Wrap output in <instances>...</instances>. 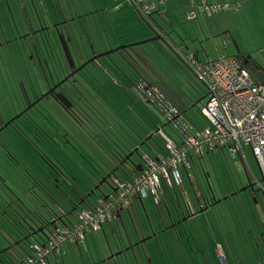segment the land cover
Segmentation results:
<instances>
[{
    "label": "rangeland",
    "instance_id": "obj_1",
    "mask_svg": "<svg viewBox=\"0 0 264 264\" xmlns=\"http://www.w3.org/2000/svg\"><path fill=\"white\" fill-rule=\"evenodd\" d=\"M34 1L36 7L39 9V11L42 12V14L39 12V16H44L45 18L44 22L59 20L58 17L61 14V4L66 10H69L70 8H72L73 12L75 10L72 3L70 4L62 1L60 4L58 0H55L56 3H49L50 0H44V6H42V10L38 5L41 0ZM85 1L86 0H83L80 3L81 9ZM233 1H238L241 3L238 10L235 11L234 9H232V7L228 11H221L209 16H202L197 11L196 17L188 19L184 18V13L181 17H172L173 14L171 15V13H166L169 18L167 21H165V27L168 30L166 38L172 40V45L175 47L176 52L182 54L181 56H183L184 54L187 55L191 50H193V48H199L201 42L203 51H201V49L198 50L199 56L202 57V59H216L222 54L233 56L241 53L243 55L249 56L256 66L264 69V0H219V2L227 3H231ZM91 5V8L94 9V5L92 2ZM97 7L99 9V7H101V4H99ZM126 8L127 7H125V9ZM132 9L135 10L133 6ZM80 12H84L83 23H87L88 19L93 17V14H91L92 12L89 8L85 7ZM177 12L182 13L183 11L180 10ZM113 14L115 13L111 12L112 17ZM31 18H33V16ZM36 20L38 21V19ZM11 23L13 24L12 18ZM39 25H41V21H39L38 25L36 24L37 27ZM3 27L6 28V25H3ZM76 29L78 30V32H76V36L78 37L79 35L81 36V38H84V40L82 41V39L80 38L79 42L70 44L71 47L69 49L72 52V56L75 60L77 59L76 56L78 52L83 54V59L86 58V61H83V63H87L89 62L88 60L93 57L91 56L93 52L95 54H99L98 52H106L109 51V49H113L119 46L118 42L114 43V41H111L112 45L107 50L104 49L105 47L100 48L102 50H97V46H94L93 50L92 45L86 39V36H90V34L87 35L84 32L83 25L79 24ZM111 30L115 32H113L115 35L117 34V31H115V29L113 28V24H111ZM132 32L133 31L131 30H127L124 33L123 38L125 39V41H130L126 44L146 40L152 37L158 38V36H161L160 33H156L153 28H151V30H148L143 27L140 32ZM141 32L143 34H140ZM5 33L7 34L8 32L5 31ZM151 33L153 34L151 35ZM148 34L151 36H148L147 38ZM178 34L181 35V37ZM190 34L199 36L200 38H191L189 37ZM21 43V39L18 40V43H14L17 51L19 50L18 47H20L21 49ZM183 44L187 46L185 50H183ZM5 49L8 51L7 44H5ZM2 51L3 48L0 49V53ZM176 52L173 53L178 60L177 64H179V69L172 66L171 71L174 72L173 76L177 75L180 78L178 72H180V74L182 75L181 80L184 81L183 85H185V93L187 94V96H189V100H185V103L188 104V113L194 119L196 117L197 124L200 125V127H203L205 126V123L202 120L203 116L200 113V109L206 104L208 100L207 97H204V94L206 92L205 86L195 77L194 73L191 72L190 69L188 70L186 62ZM24 56L25 58H23L22 61H1L0 59V118L3 121H6L7 124L11 123L5 129L0 131V144H3L5 142V145L9 147L16 156V158L12 160L10 158H6L2 152L3 150L0 148V154L4 156V159L6 158L4 162L6 163L5 169L9 172L10 170H13L14 172L12 176L6 170H2L1 168L3 165H0V173H4L3 175H5L7 179V184L5 185L6 187L3 188L6 191L11 192L10 194H15L17 192L20 193L23 197V191L26 189L23 186L20 177L24 178V182H30L31 179L27 174H30L31 170H36L33 169L35 166L42 167V171L47 172V176L48 174L52 175V177L57 180L56 176H58V173L55 169L52 168L50 163L42 155L48 157L51 161H53V163L59 169L67 167V169L69 170L68 175L72 176V178L74 179L73 175L76 176V174L80 173L78 167L75 166H80V163H83L82 158L79 155L80 152L78 148H80V151H85V145H83L82 142L79 141V136H81V138L86 137L85 129L76 127L75 123H73V121L70 119L71 116L74 120L72 113L66 112L65 109L61 108L60 106L58 107L52 99H42L43 94L48 95V93H50V89L53 86H56L57 83L53 84L56 81H51V85H53L51 88H49V90H47V84L44 80L45 77L43 76L41 70H39L36 64H33L32 61H27L26 54ZM59 57H61V61H65V57L63 56L62 52ZM103 57L105 58V56L99 57L100 60H102ZM56 63L58 71L61 70V68L65 67L63 65H60L59 62ZM157 63V61L153 62V65L157 66ZM89 64L90 63H88L87 65ZM99 64H101V62H99ZM77 65L80 66V63ZM101 65L105 66L104 64ZM53 67L54 66H52L50 70L45 67L47 78L49 77L48 72H55V69ZM89 67L94 72V76L97 77L100 82L102 81L101 84L95 83L96 86L99 87V89L97 90V95H99L100 97H98L97 100H94L91 103H89V101L87 102L89 97L82 96L80 102H77L75 98L72 97L75 102V106L77 107L76 109L83 112L84 117H94L95 125H97V123H100L102 125L106 123L107 120L110 122L111 120H113V118L115 117L114 112H116L114 110L115 106L119 110L116 116H121V118L125 117L128 119V125L125 122L124 124L116 125V128L120 130L118 132L119 136H116V131L113 135L114 137H117V140L119 142H121V139L124 138L125 141L130 139L129 141H131L132 143L134 136L137 137L134 132L140 131L142 133L144 129L153 133L155 131L154 124L144 115V113L135 104L130 105V103L126 102V99H121L118 94H121L122 96V92L119 89L113 87L107 88L108 85L111 86V82L109 80L105 79L104 77L102 79L99 78V76L104 75L102 73L106 71H100L98 64L96 66L89 65ZM161 69L162 68L160 66L157 67L158 71H160ZM166 70H168V68L164 69V71ZM21 84H23V86H25L26 89L29 90V95L30 97H32V99H30L32 102L30 103L31 105L25 106V102L20 98L21 96L19 90L22 88ZM111 89L114 93L113 98L111 97ZM34 91H36V94L38 93L36 96L32 93ZM38 95L42 96L37 97ZM192 104H194L193 107H191ZM91 106L95 111H92V109L90 108ZM104 108L109 110V114H101ZM193 108L196 109L198 115H194ZM88 111L92 114H87ZM157 114L156 116H153L155 120L156 118H158L157 116H159V114ZM133 117L135 118V120H132ZM74 122L76 121L74 120ZM158 133L159 132H155L153 134V138L149 140L150 143L143 145V147L138 149V153L132 155V160L134 162H141L143 160V157L146 155L155 157L156 154L161 151V148L165 149L164 145L167 141V137H164L163 135L161 136L160 133L158 135ZM64 136L66 137V140ZM66 141H71L73 144H66ZM94 143L95 145L93 147L91 146V152H94V150L97 151V149L99 150V147H103L102 144H100L96 140L94 141ZM244 149V159L249 162V168L253 170V173L257 172V175H260L258 166L250 148L248 146H245ZM0 161L3 162L1 158ZM84 166L87 165L84 163ZM26 169L28 171H26ZM180 170L183 177V185L186 186L185 194L183 195H186L189 200H192L193 202L195 201L197 204L199 197L198 193L203 192L205 194H208V192H211L212 190V192L214 191L220 200L222 197L229 195V193L231 194L236 188L237 191L238 189L244 187L246 184L244 185L243 183H246L248 178L247 173L241 166L239 156L232 158L229 155L227 149H214L213 154L209 152V155L201 158V162L198 158L194 157V161L190 169L185 170L184 168H181ZM208 171L210 172L209 174H207ZM188 175L192 176L191 180L188 178ZM60 177L61 179H63L62 176ZM128 177L129 179H131L130 175ZM108 180L111 185L115 183L111 177H109ZM191 181L193 185L191 184ZM254 182H256L255 179ZM173 185H175V188L173 190H170L169 192L166 191L165 193L160 194V197L162 199L166 196L171 215L172 217H175L177 210L172 205V199H174V194L178 193V197L182 200L183 195L181 194L179 187L176 184ZM101 189L97 190V192L91 196L92 200H95L100 195L99 193L105 192L107 194L112 191V188H110L108 184L101 187ZM251 192L252 191L250 189L241 191L239 196H241L242 202L238 199V196H228L226 199H222L218 203L213 204L212 210L213 212H215L217 219H219L220 212L222 215L223 210H225V208L223 207L226 204L231 205L235 202L248 203L249 201L250 205L253 207L252 210L258 215L257 218L259 219L260 225L264 229V217H261V213H259V211L262 210V213L264 214V198L262 195L263 192L254 191V194H252ZM143 202L145 205L144 209L139 203H137V201L131 206H128L129 212L126 208L121 209V220L119 218L117 219L119 225L118 237L115 236V238H113L112 235H110V229L107 223H105L106 225L104 224L105 226L103 225L106 230L105 233L102 232L101 228L97 229L102 238V247L103 251L105 252L104 255H107L108 257L110 256L109 254L115 255L129 248L128 238L130 237L134 244L138 240L139 245H134V248H129L128 250L117 255L118 260H115V258H111V264L123 263L124 260H122L121 257H125V254H129V256L131 257V260H129L128 264H146L145 260L148 261L146 257H135V255L131 252L132 250L137 251L138 249H144V251L147 252V255L150 258H153V261L152 263L150 262V264H187V262L191 264L194 254H191V259L188 258V255H190L191 244L190 240L187 241V225H183L180 230L177 227L168 228L166 235H164L165 237H163L160 242L159 234H162V232L160 231L159 233H157L156 230L160 227V222H162V219L159 218L161 214L150 190L147 192L146 196H143ZM34 206L35 205L33 204V207ZM147 215L149 216L150 221L152 223H155L156 225L153 226V230L155 233L153 235L150 228V223L146 218ZM58 224L61 225V222H58ZM106 235L110 241L112 251L109 249V246L106 243ZM126 235L128 237H126ZM204 236L205 232L203 233V235H199L197 239H203ZM205 237L207 238V236ZM122 240L125 241L127 245L123 246ZM205 244L209 245L210 247L209 241L208 243L205 242ZM79 246L80 252L82 253V249H84L85 246L83 244H80ZM196 246L197 248L199 247L200 251H204V245L200 241ZM74 248L76 250L78 249L77 247ZM157 254L159 255V258L156 257ZM85 257L86 258L83 260L81 259V257H78L80 264H89V257ZM61 258L64 259V261L67 260L66 256H64L63 258V256L60 255V259ZM137 258L139 259L140 263L137 262ZM194 261H196L198 264H204L205 262L204 258L200 255H196L194 257ZM54 262L55 260L51 258L50 263L53 264Z\"/></svg>",
    "mask_w": 264,
    "mask_h": 264
},
{
    "label": "trees",
    "instance_id": "obj_2",
    "mask_svg": "<svg viewBox=\"0 0 264 264\" xmlns=\"http://www.w3.org/2000/svg\"><path fill=\"white\" fill-rule=\"evenodd\" d=\"M129 1L131 2L132 6H134L138 16L134 19H131L132 22H130L127 27H123V30H120L118 33L119 36H117L119 39L118 44L121 41L120 39L124 37V33L127 30L133 31L132 33L140 32L144 26H146L148 30L153 28L156 33H160L161 37H158L156 40L148 43L136 46H128L126 48L113 51L105 55V58L103 57L102 60L98 58L89 62V65L96 66L98 64L100 71H106L103 72L102 74L104 75L99 76V78L102 79L104 77L111 82V86L108 85L107 88L113 87L119 89L122 92V96L121 94H118L119 97L123 100L126 99V102L130 103V105L135 104L154 124L155 131L152 133L144 129V131L142 130V133L140 131L134 132L137 137L134 136L132 143L129 141V138V140L126 141L124 138H122L121 142H119L117 137H114L113 135L116 131V136H119L118 132L120 130L116 128V125L124 124V122L128 125V119L125 117L121 118V116H116L119 110L115 106L114 110L116 112H114L115 117L113 120H111V122L107 120L106 123L102 125L100 123L95 125L94 117H84V113L77 110L76 114L72 113L73 118L77 123L74 122L73 119L72 121L75 123L76 127L85 129L86 137L81 138V136H79V141L85 145V151H80V148L77 147L79 149V155L81 156L83 163H80V166H75L78 167L80 173L76 174V176L72 174L74 179L72 176L68 175L69 170L67 167L59 169L53 163V161L42 155L50 163L52 168L58 173V176H56L57 180L53 178L52 175L48 174L47 176V172L42 171V167L34 165L35 167L33 168L31 166L36 170H31L30 174H27L31 179L30 182H24V178L20 177L23 186L26 189L23 191V197L17 192L15 193L16 195L14 193L10 194L11 192H8L3 188L6 187L5 185L7 184V179L6 176L3 175L4 173L1 172L0 264H22L26 257L30 254L29 247L32 243H38L42 245L48 238L49 234L57 228H66L71 230L73 226L79 221V213L82 211L94 214L97 211L99 200L107 197V195L113 193L114 191H110L107 194L105 192L99 193L100 195L95 200H92L91 196L94 195L97 190L95 189L94 193L91 195H88V193L91 192V190L94 189V186L97 185L103 178H106V180L102 185L99 186L98 190L107 184L113 190L115 185H111L108 180L109 177H111L113 181L115 178L119 180H128L129 175L132 177V175L137 171L133 170L131 167L132 170L130 169L131 173L129 174V171H126V168L124 169L123 165L125 164V160H127L126 156L133 150V148L138 146L141 141L146 140L144 145L150 143L149 140L153 138V134L155 132H159L161 136H166L167 141L168 139H173L179 131L175 129L170 120L167 119L165 111L163 110L165 106H174L178 109L179 115L194 124L192 119L187 114L188 104L185 103V100H189V96H187L185 93L186 89H184V81L181 80L182 75L180 72H178L180 78L177 75L173 76L174 72L171 71L172 66L177 68L179 64L176 66V61H170L168 59V56L173 57L171 53L176 52V49L174 50L175 47L173 45L165 46L163 42L167 40V38L163 29L164 24L157 22L162 26L163 30L159 29L154 23V19L152 17L155 5L151 4V7L148 9V13H145V10L136 7L135 0ZM144 1L149 3L146 0ZM188 3L192 8L188 11V13L190 11L194 13V16L191 18H188L187 13L186 17L188 19L194 18L196 16V11H201L204 15L209 16L221 11H228L232 7V9L236 11L241 5L240 2L233 1L228 3L231 5V7L227 9H219L215 12L208 13L205 10L207 6L227 2H219V0H198L196 3L195 0H188ZM116 25L118 26V23ZM116 25L114 24L113 27L115 28ZM132 25L135 26L130 28ZM152 34L153 33H151V35ZM161 39H164V41L160 42ZM176 53H178L179 56L182 55L179 52ZM185 55L186 54L181 56L184 61ZM233 57L242 65L243 68L249 71L255 81L264 82V69L256 66L249 56L240 53L233 55ZM156 61L158 62V65L154 66L153 62ZM99 62L105 66L99 64ZM89 65L86 64L81 70L77 71L72 76L71 80H68V82L65 83L64 90L68 92V95L72 101H74L72 99V97H74L77 102H80L81 97L84 96L89 97L87 102L89 101V103H91L100 97L97 95V90L99 87L96 86V84H101L102 81L100 82L99 79L94 76L95 74L90 69ZM186 65L188 70L190 69V71L193 72L187 62ZM158 66L162 68V71L157 70ZM165 68H168V70L164 71ZM148 92L156 94V99L152 100V97L148 96ZM111 94V97L113 98L114 93L112 92V89ZM192 105L191 107H193ZM90 108L92 111H95L92 106ZM157 112L159 116H157L158 118L155 120L153 116H156ZM87 114L92 113L88 111ZM101 114H109V110L104 108ZM132 120H135V118L133 117ZM95 140L102 144L103 147H99V150L95 147L98 152L96 150L91 152L90 149L91 146L93 147L95 145ZM66 142V144H73L71 141ZM0 148L3 150L2 152L6 158H10L11 160L16 158L12 150L5 145V142L0 144ZM161 151H164V148H161ZM243 157L244 156L242 155L240 156L241 159ZM5 159L3 156L2 160L4 167L1 168L2 170H6V163H4ZM199 161L201 162L200 158ZM84 163L87 166H84ZM27 169L26 171H28ZM245 172L247 173L249 180L251 179V181H253V176L250 174V172L248 170ZM9 173L13 176L14 172L13 170H10ZM60 176H62L64 180L61 179ZM174 188L175 187L166 188L163 193L166 191L169 192ZM175 196L177 197V193L174 194V197ZM33 204L35 205L34 207ZM127 207L128 206H120L118 208L122 209ZM119 209L114 211V216H116L115 214L117 213L120 214ZM113 221L115 220L112 217L110 220L104 221L99 228H101L105 223ZM58 222H61V225H59ZM47 224L49 225L48 233H39L38 229L43 225L46 226ZM88 234L89 233L86 234L85 241ZM70 244L75 246L80 245L74 242H64L60 248V253L58 255H50L48 257L47 264H50L51 258H53L55 261H59V256L62 254L64 246Z\"/></svg>",
    "mask_w": 264,
    "mask_h": 264
},
{
    "label": "built area",
    "instance_id": "obj_3",
    "mask_svg": "<svg viewBox=\"0 0 264 264\" xmlns=\"http://www.w3.org/2000/svg\"><path fill=\"white\" fill-rule=\"evenodd\" d=\"M135 5L145 13L151 7L144 0H135ZM229 7L228 3H217L205 10L211 13ZM187 16L191 18L194 13L190 11ZM184 58L207 92L208 100L200 109L205 126L194 127L179 115L177 108L165 106L163 110L167 119L179 131L173 139H168L165 151L155 157L144 156L141 171L134 173L131 179L115 178V191L99 200L94 214L80 212L79 221L71 230L57 228L42 245L32 243L30 254L22 264H47L50 255L60 253L64 242L84 244L86 234L114 218L118 207L131 205L132 198L143 200L149 190L160 207V194L166 188L174 187L173 184L179 188L183 186L180 169H190L194 157L201 159L214 149H227L234 158L240 157L248 146L259 168L264 191V82L255 81L233 56L222 54L216 59L199 60L190 52ZM148 93L152 100L156 99V94ZM216 253L219 263L227 264L220 245ZM257 264H264V259Z\"/></svg>",
    "mask_w": 264,
    "mask_h": 264
},
{
    "label": "crops",
    "instance_id": "obj_4",
    "mask_svg": "<svg viewBox=\"0 0 264 264\" xmlns=\"http://www.w3.org/2000/svg\"><path fill=\"white\" fill-rule=\"evenodd\" d=\"M43 1L44 0H41L38 4L41 7V9H42V6H44ZM62 1L66 2V3H70V4L72 3L73 7L75 9L74 12L72 11V8H70L69 10H66L65 8H63V6L61 4ZM82 1L83 0H58V2L61 4V14L58 17L59 20H54L52 22H46L45 21L46 22V24H45V22H44L45 18H44V16H41V17L39 16L40 15L39 12L41 14H42V12L39 11V9L36 7L34 0H0V33L2 36L1 40H5V39L11 40L12 38H16V41H18V39H20V37H22V35H25L26 32L31 27H35L36 24L38 25L39 21H43L44 25H47V27H49V28H54V27L56 29L64 28L66 31V35L64 34L65 41H66V38L70 37V40H68V42H67V44L70 48L71 43L75 44L76 42H79V40L81 38V36H79V35H78V37L76 36V32H78L76 27L80 24V25H83L84 32L87 35L90 34V36H86V39L92 45L93 50H94V46L95 47L97 46V48H98L97 50H102L100 48H103V47H105L104 49L107 50L112 45L111 41H114V43L118 42L119 39L117 38V36H119L118 33L120 32V30H123V27H127V25H129V23L132 22L131 19H134L135 17L138 16L137 12L132 9V6H131L132 4L129 0H112V1L111 0H86L85 3L82 5V9H84L85 7L89 8L92 12L91 14H93V17L88 19L87 23H83L84 12H80L82 10L80 8V3ZM146 1H148L150 4L155 5V9L152 13V17L158 23H160V24L164 23L163 29L165 31V34H167V32H168V30L165 27V21H167L169 19L168 16L166 15V13H171V15L173 14L172 17H181L184 13V15H183L184 18H187L186 15H187L188 11L190 9H192L188 3V0H146ZM209 1H218V0H209ZM91 2L94 5V9L91 8V6H92ZM195 2L197 3L196 0H195ZM49 3H56V1L50 0ZM99 4H101V7H99V9H98L97 6ZM125 7H127V8L125 9ZM133 8H134V6H133ZM180 10H182L183 12L182 13L177 12ZM94 12H95V14H94ZM111 12L115 13V14H113V17L111 16ZM198 12L202 16H204V14L201 11H198ZM196 13H197V11H196ZM32 16H33V18H31ZM11 18L13 19V24L11 23ZM36 19H38V21ZM109 20L111 23L109 22ZM117 23H118V26L116 25ZM111 24L116 25L115 28L113 27L115 29V31L119 30L116 32L117 33L116 35L114 34L115 32L113 30H111ZM3 25H6V28L3 27ZM134 26L135 25H132V26H130V28H132ZM144 28H146V26H144ZM108 29H109V32H108ZM5 31H7L8 33L6 34ZM98 32H99V34H98ZM109 33H110V35H109ZM140 34H143V33L141 32ZM91 36H92V38H91ZM148 36H149V34L147 35V37ZM179 36L181 37V35H179ZM189 37L196 38L199 36H194V35L190 34ZM81 39H82V41L84 40V38H81ZM133 39H135V38H133ZM120 40L121 41H120L119 45L125 44L128 41V40L125 41L124 38H121ZM59 42H60L59 43L60 46L62 47L61 41H59ZM106 44H107V46H106ZM21 45H22V48L24 49V45L23 44H21ZM7 47H9V45ZM10 47L11 48H9L8 51L5 49V47H3V51L0 53L1 59H3V61H20L21 59H20V56L18 54L20 52H18L14 46H10ZM58 47L59 46H57V48ZM0 49H2L1 46H0ZM89 49H90V45H89ZM193 49H195V48H193ZM198 49H201V51H203V47L201 46V44L199 45ZM174 50H175V48H174ZM192 51H194V50H191L190 52H192ZM98 53H100V52H98ZM71 55H72V53H71ZM171 55L173 57L168 56V59L170 61H176V66H177L178 60L174 56V53H171ZM82 56H83V54H81L80 52L77 53V57L79 59H82ZM56 58L58 60L61 59V57H58V56L54 57L53 56L52 60H54ZM197 58L201 59V60H211L212 59V58L202 59V57L199 56V52L197 54ZM196 112H197L196 109H194L193 110L194 115H198V112L197 113ZM187 114L189 115L188 112H187ZM189 117L194 122V125L196 127L200 128V125L197 124L196 117L194 116L195 119L190 115H189ZM202 120L204 121V123H206L204 118H202ZM211 153L213 154V151ZM207 155H209V153ZM242 156L245 157V153H243ZM204 157H206V156H204ZM243 158L242 159L240 158L241 159L240 160L241 166L244 168L245 171L248 170L250 172V174L253 176V181H254L255 176L260 177V175H257L258 174L257 172L253 173V170L251 168H249V162ZM258 170H259V168H258ZM209 173L210 172L208 171L207 174H209ZM259 174H260V171H259ZM188 176L191 180L192 176H190V175H188ZM249 182H251V179L249 180V178H247V182L243 183V184L247 185ZM191 184H192V181H191ZM114 185H115V183H114ZM236 189L233 190V192L231 194L229 193V195L222 197L220 200L214 191L208 192V194L200 192V193H198L199 197H198V204H197L195 201L193 202L192 200H189L188 197H186V195H183V194H185V190H186V186L183 185L179 188V190L181 191V194L183 195L182 200L178 197V193H177V197L175 196L174 199H172V205L176 208L177 211L186 210L187 208L188 209L190 208L192 210V214L187 216V222H186V225H187L186 228H188V232H186V233H188L187 241L190 240V244H191L190 255H188L189 256L188 258L191 259V254H194L191 264H198L196 261H194V257L196 255H200L204 258V261H205L204 264H220L218 261V258H217V253H216L217 246H219V245L223 249V252L225 255V260H226L227 264H257L264 259V229L260 225L259 219L257 218L258 215L256 212H254L252 210L253 207L250 205L249 201H248V203L235 202V203H232L231 205L226 204L223 207V208H225V210H223V208H222V210H223L222 215L220 212L219 219H217L215 212H213V210H212L213 204H216L215 199H218L219 201H221L222 199H226L228 196H230V197L238 196V199L241 201L242 200L241 196H239L241 191L239 189L236 191ZM112 192H113V190H112ZM253 192L254 191H252L251 193L254 194ZM212 195H214L215 198H213ZM262 195L264 198V191H263ZM134 200L131 203V205L133 203H136V201H137V203L140 204L138 199H134ZM161 200H162V203H161L160 207L158 206L159 212L160 213L163 212L164 214L171 212L169 205L167 203L168 201H167L166 196L164 198H162ZM204 200H207V201H204ZM143 205H144V202H143ZM128 208L129 207H127L126 209L129 212ZM120 211H121V209H119V213H120ZM260 211H259V213H261L260 216L264 217L262 210H260ZM115 215H116L114 218L115 221L107 222L109 229H110V235H112L113 238H115V236H117V237L119 236V234H118L119 233V230H118L119 225H118L117 219L119 218L121 220L120 216H118V213ZM146 218H147V221H149V223H150V227L156 226L155 223H152L150 221V218L148 215ZM159 218L162 219L161 216ZM104 226L102 225V227H101L103 233H105V231H106ZM160 228H161V225L157 229L160 230ZM160 231H157V233H159ZM204 232H205V236H207V238L204 236L203 239H197L198 236L203 235ZM160 236L161 235H159V238H160ZM126 237H128V236L126 235ZM106 238H107V239H105L106 243L108 244L109 249L111 250L112 248H111L110 241H109L107 235H106ZM128 239H129L128 245L130 248H132L135 244L130 239V237ZM160 240L161 239H159V241ZM199 241L204 245V251H200L199 247L197 248L196 245L199 243ZM208 241L210 243V247H209V245L205 244V242L208 243ZM135 243H137V245H139L138 240ZM122 245L124 246L127 244L125 243V241L122 240ZM137 245H135V246H137ZM84 246H85V248L82 249V253H81L80 248H79L80 246H75V245H71V244L65 245L63 250H62L61 255L63 256V258H64V256H66L67 260L64 261V259H62V258L60 259V256H59V261L56 260L53 264H80L78 257H81V259L83 260L86 258L85 256L89 257V261H90L89 264H93V263L104 264V260L102 258L107 257V255H104L105 252L103 251L102 238H101L99 231L93 230L91 233H89L87 235ZM74 247H77L78 249L76 250ZM141 250L142 249H138L137 251L132 250L131 252L135 255V257L144 256V258L146 257L148 259V261L150 260L149 262L152 263L153 258H150L147 255V252L144 251V249H143V253L141 252ZM76 251H77L78 257L76 255ZM124 251H126V250H124ZM124 251H121V252L115 254L114 255L115 260H118L117 255L121 254ZM106 254H108V253H106ZM124 256L125 257H121L122 260H124V262L119 263V264H128L129 260H131V257L129 256V254H125ZM158 256L159 255L157 254L156 257H158ZM145 261H147V260H145ZM137 262L140 263L138 258H137ZM50 264H52V263H50ZM107 264H111V257L110 256H108ZM187 264H190V263L187 262Z\"/></svg>",
    "mask_w": 264,
    "mask_h": 264
},
{
    "label": "flooded vegetation",
    "instance_id": "obj_5",
    "mask_svg": "<svg viewBox=\"0 0 264 264\" xmlns=\"http://www.w3.org/2000/svg\"><path fill=\"white\" fill-rule=\"evenodd\" d=\"M60 33H63L66 35L65 29L64 28L56 29L55 27L49 28V27H47V25H44L43 21H41V25H39L38 27L37 26L31 27L26 32L25 35H22V37H20V39L22 41L21 44L24 45V49L22 48V45H21V49H20V47H18V49H19L18 52H20L18 54L20 56L21 61L23 60V58H25L24 55L26 54L27 61H32V63L33 64L35 63L37 68L39 70H41V72L43 73V76L45 77L44 80H45V83L47 84V88H48L47 90H49V88H51L53 84L57 83L56 86H53L50 89V93H48V95L41 93V94H43L42 99L43 98L44 99L47 98L48 100L52 99L58 107L60 106L61 108H64L66 112L74 114V113H77V109H76L77 107L75 106L74 101H72L71 98L69 97L68 92L66 90H64V87H65V83H67L68 80H71L72 76L74 75L73 74L72 76H68L71 73V71H73L76 67H78L77 64H79V63H80V65H81V63L83 64V61H86V58L83 59V57H82V59H79L76 56V58H77L76 60L73 58V60L75 61V63H74L75 65L73 67H70L68 65L64 51L59 44L60 43L59 42L60 41V39H59ZM1 37L2 36L0 33V46L2 48L5 47V44H7V46L9 45L8 49L11 48L10 46L16 47L14 45L15 42L18 43V41H16V38H12L11 40L10 39L1 40ZM23 40H26V41H23ZM161 41H164V39H161ZM57 46H59V47L57 48ZM61 52H62L63 56L65 57V61H61V59L58 60L57 58L52 60L53 56L59 57ZM94 54L95 53L93 52V54L91 56H93ZM0 59H1V57H0ZM1 61H3V59H1ZM76 61H78V62H76ZM56 62H59L63 66L65 64V67L61 68V70L58 71V69L56 67V64H57ZM52 66H54L53 68L55 69V72H48L49 77L47 78L45 67H47L50 70ZM51 81H56V82H54L51 85ZM59 84H61V85H59ZM19 93L21 96L20 98L23 99V101L25 102V106L31 105L30 103H32V102L30 99H32V97H30L29 90L26 89V87L23 86V84H22V88L19 90ZM32 93L35 96L38 94V93L36 94V91H34ZM41 96L38 95L37 97H41ZM63 96H65L71 102L70 107L64 105L60 101L61 97H63ZM204 97H207V92H205ZM70 119L72 120L71 116H70ZM10 124L11 123L7 124L6 121H3L0 118V131L5 129ZM2 157L3 156L0 155L1 159H2ZM124 163L125 164L123 165V168L124 169L126 168V171H129V174H130V171L132 170L131 166L129 165L127 160H125ZM0 165H3V162L0 161ZM204 201H207V200H204ZM189 209L187 208L186 210L177 211V213L175 214V217H172L171 212L165 213V214L163 212L161 213L162 222H160L161 223L160 230H161L162 234H159V235H161L160 239L165 237L164 235L167 233L168 228L177 227L180 230V228L183 225H186L187 216L192 214V210L191 209L189 210ZM173 220H175V221H173ZM46 226L45 225L41 226L39 229H42V231H40L38 229V232L39 233L45 232L47 234L49 225L47 224ZM152 228H153V226H152ZM157 231H159V229H157Z\"/></svg>",
    "mask_w": 264,
    "mask_h": 264
},
{
    "label": "water",
    "instance_id": "obj_6",
    "mask_svg": "<svg viewBox=\"0 0 264 264\" xmlns=\"http://www.w3.org/2000/svg\"><path fill=\"white\" fill-rule=\"evenodd\" d=\"M154 23L158 26L159 29L163 30L162 29V26L160 24L157 23L156 20H154ZM158 37H161V36H158ZM59 39L62 43V48H63V51L65 52V56L66 58L68 59V65L70 67H73L75 64H74V60H73V57L71 55V52H70V49H69V46L67 44L68 40H70V37L66 38V41H65V36L63 33H60L59 35ZM156 40V37H152V38H149V39H146V40H141V41H138V42H133V43H130V44H124V45H119L113 49H109V51H106V52H102V53H99V54H94L92 58H90L88 61H94L96 59H98L99 57L101 56H105L113 51H117L119 49H123V48H126L128 46H136V45H140V44H144V43H148V42H151V41H154ZM171 39H167L165 40L163 43L165 44V46H170L172 45L171 43ZM201 44V43H200ZM183 50H185V48H187V46H185V44H183ZM194 51H192V53L194 54L195 57H197V54L199 52L198 48H195L193 49ZM190 53V52H189ZM89 62L87 63H83L81 64L80 66L76 67L73 71H71V73L68 75V76H72L73 74H75L77 71L81 70L86 64H88ZM60 100V99H59ZM64 105L70 107V101L65 97H61V100H60ZM194 105V104H193ZM192 105V106H193ZM144 143H146V140H143L140 142V144L138 146H136L135 148H133V150L131 152H129V154L126 156V159H127V162L129 163V165L133 168V170L135 171H141L142 167H141V163H136L132 160V155L135 154V153H138V149L141 148ZM142 162V161H141ZM256 182H249L247 185H245L244 187L240 188L239 190L240 191H246L248 189H250L251 191H261L263 192V188H262V184H261V178L259 176H256ZM106 178H103L102 180L99 181V183L97 185L94 186V189L91 190V192L88 193V195H91L92 193H94L95 189L98 190L99 186L102 185L104 182H105ZM113 191H115V188H113ZM212 191V190H211ZM105 197V196H104ZM213 198H215L214 195H212ZM139 202H140V205L141 207L144 209V205H143V201L141 198H138ZM215 203H218L219 200L218 199H215ZM118 216H120V214H118ZM53 222V221H52ZM40 231H42V229H39ZM151 230H152V235L155 234L154 231H153V228L151 226ZM160 231V230H159ZM135 245H137V243H135ZM130 248V247H129ZM128 250V248L126 249Z\"/></svg>",
    "mask_w": 264,
    "mask_h": 264
},
{
    "label": "snow or ice",
    "instance_id": "obj_7",
    "mask_svg": "<svg viewBox=\"0 0 264 264\" xmlns=\"http://www.w3.org/2000/svg\"><path fill=\"white\" fill-rule=\"evenodd\" d=\"M138 246V245H137ZM141 252L143 253V249L141 250ZM110 255V257L112 258V259H114L115 257H114V254H109ZM103 260H104V264H107V262H108V257H104V258H102ZM146 264H150V262L149 261H146Z\"/></svg>",
    "mask_w": 264,
    "mask_h": 264
}]
</instances>
